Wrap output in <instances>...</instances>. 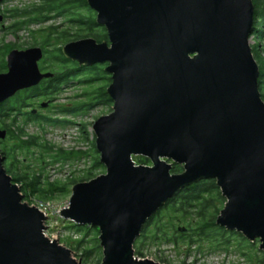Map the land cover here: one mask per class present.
Masks as SVG:
<instances>
[{
    "label": "water",
    "instance_id": "95a60500",
    "mask_svg": "<svg viewBox=\"0 0 264 264\" xmlns=\"http://www.w3.org/2000/svg\"><path fill=\"white\" fill-rule=\"evenodd\" d=\"M87 3L107 40L80 38L62 52L78 64H107L112 110L92 125L105 172L74 184L60 215L98 228L100 264H162L134 254L143 224L180 189L213 178L225 198L216 223L264 252V100L249 43L252 0ZM42 56L39 46L7 53L0 103L53 76L39 69ZM136 155L151 165L136 164ZM3 160L0 153V264H81L44 234L47 214L22 200ZM173 164L183 170L172 172Z\"/></svg>",
    "mask_w": 264,
    "mask_h": 264
},
{
    "label": "rangeland",
    "instance_id": "374dc122",
    "mask_svg": "<svg viewBox=\"0 0 264 264\" xmlns=\"http://www.w3.org/2000/svg\"><path fill=\"white\" fill-rule=\"evenodd\" d=\"M44 1L0 0V15L3 14L0 20V61L2 58L6 59L7 54H5L6 48L4 47L6 44H11L13 48L26 49L33 43L40 45L44 42V49H51L52 52V49L61 43L62 49L66 41H59L58 43L55 39L56 35L51 33L50 27H56L55 31L67 29L70 33H77L80 38L88 37L87 28H89L90 14L87 9L73 5L61 12L57 10L41 12L37 7L41 6ZM24 10H28V13H25ZM92 16L96 17V14H92ZM73 17H77V20L70 21V18L74 19ZM23 21L27 22L19 24ZM92 30L100 33L101 29L98 26H93ZM255 41L254 36L251 35L249 37L250 45L254 44ZM41 64L43 70L52 73L60 68V63L54 60L51 53H47ZM98 64L104 65V63ZM73 67L76 65L73 64ZM85 76L87 77L88 74ZM51 78L52 76L46 79L50 82ZM104 82L106 81L102 78L82 83L78 82V79H72L66 85L61 84L57 90L44 92L42 89H36L33 92H28L27 95L29 96L23 102L20 110L22 113L16 118V124L22 127L26 134L24 136H35L38 144L44 146V144L49 143L51 147L43 148L42 145L35 144L27 148H15L19 137L15 135L9 136L8 139L0 138V149L3 148L7 152V162L17 161L16 166L29 173L40 171L43 180H46L47 177L48 181L57 180L59 183H63L73 177L78 178V180L84 178L86 170L92 162V156H94L91 147V142L95 137L92 125L100 116L106 115L112 110V104L96 102L95 90ZM90 102H93V105L88 109L81 106L76 111L64 112L61 110L63 107L70 108L77 104ZM40 104L42 105L40 106ZM32 109H36L37 113L42 114L40 120L24 121V113ZM10 119L11 116L9 115L0 116V129L4 125L8 127ZM13 148V155H11ZM59 148L66 151L81 150L88 152V154L78 159L76 157L63 159L59 158V155L54 156L58 154ZM168 161L171 162V160ZM147 165H151L150 160ZM104 172L105 170L96 169L92 171L90 177ZM71 191L72 186L69 185L65 193H56L51 200L37 201L34 195H30L31 198L25 201L37 206L47 214L43 230L47 237L56 239L60 244L69 248L71 255L80 263L97 264L98 262L100 264L102 259L101 247L99 250H93L87 256H80L81 250L85 246L94 247L92 238L95 235V230L93 227H90V230L83 235L84 242L82 245L76 247V240L80 239L83 231L80 233L69 227L73 221L60 215V210L68 205ZM161 222L167 226L173 223L175 227L185 228L186 223L190 227H194L196 221L195 217L191 215L185 217L177 210L165 212L161 217ZM152 228L150 227L148 230L149 235L153 232ZM258 244V240H255L252 244L254 247H250L247 243L238 245L236 239L232 237L227 246L218 240L216 242L215 240H199L190 247L186 241L179 240L178 244L173 246L154 242L150 239L141 241L137 238L134 246L136 249L139 248L141 252V255H136V257L148 258L162 264H259L257 262L259 253L256 255L255 252ZM241 251H244L248 256L241 255Z\"/></svg>",
    "mask_w": 264,
    "mask_h": 264
},
{
    "label": "trees",
    "instance_id": "16d2710c",
    "mask_svg": "<svg viewBox=\"0 0 264 264\" xmlns=\"http://www.w3.org/2000/svg\"><path fill=\"white\" fill-rule=\"evenodd\" d=\"M254 6L253 12V26L251 35L254 36L255 42L251 44V52L252 55L258 65L259 75H258V89L262 99L264 100V0H252ZM76 5L78 7H83L88 10L90 20L88 22L89 28H87L88 37H92L96 39V41H103L107 40V33L105 28L96 22V18L94 16L91 17L92 14L95 15V12L90 9L88 6L87 0H45L41 6L37 7L41 12L42 11H50V10H57L58 12L67 9L68 6ZM25 13H28V10H24ZM75 13H73L74 15ZM76 15V14H75ZM74 18V17H73ZM77 17L74 19L70 18V21H76ZM27 21L20 22L25 23ZM98 26L100 28V33L93 32L92 27ZM56 27H50L51 33L55 34L56 40L60 42L66 41H73L80 39L77 33H70L67 29L62 31H55ZM82 38V37H81ZM85 38V37H84ZM39 43H33L32 45H36ZM44 42L40 43L42 47H44ZM6 48L5 54H7L13 46L11 44H6L4 46ZM47 53H51L54 60L57 63H60V68L56 69L54 76L50 79V82L46 83V87L37 88L42 89L43 91L49 90H57L61 84L66 85L69 80L78 79V82H89L90 80L94 79H104L106 82L99 86L95 93L97 94L96 102L98 103H106L112 104L111 98L109 97L108 93L106 92V88L110 83V76L105 71L106 63L100 65L98 63L93 65H85V64H78L76 61L70 60L67 58L61 49V43L59 46H55L52 49L45 48V52L43 55V59L46 57ZM73 64L76 67H73ZM6 62L4 58L0 61V71H5ZM88 76L86 77L85 75ZM84 78H82L83 76ZM82 76V77H81ZM26 92V91H25ZM25 96L21 98V95L18 97H11L8 98L6 101L0 103V116L2 115H9L11 116L10 123L8 127L6 125L2 126V129L6 130V135L4 138L8 139L9 136H17L19 137L18 144L15 145L16 147L20 148H27L30 145H42L38 144L37 137L32 135H26L24 130L21 126L16 124V118L22 113L21 107L23 106V102H25ZM93 102L90 103H82L77 104L73 107L61 108L62 111H76L79 107L83 106L85 109L91 107ZM20 112V114H19ZM27 116L24 117V121L28 120H39L38 117L32 115L31 113H26ZM27 119V120H26ZM57 121V120H54ZM4 123V122H3ZM85 129V127H84ZM83 129V130H84ZM3 138V139H4ZM91 147L93 150L92 162L90 167L87 168L85 177L82 179L78 178H70L67 182L59 183L57 180L55 181H48L43 180L42 172H26L22 168H18L16 166V162L11 160L10 163L7 162V155L6 151L2 148L0 149L1 155L4 157L3 166L6 172L11 176L13 182L17 183L20 187V192L23 195V201L28 200L31 198L30 195H34L37 201H46L51 200L55 197L56 193L63 194L67 191L69 185L73 186L74 184L81 182L85 179H92L93 177L97 176L94 175L92 177V171L96 169L105 170L104 165L99 161V154L96 150L95 146V137L91 142ZM43 146V145H42ZM50 148V144H44L43 148ZM12 149V154L13 155ZM88 152L83 151H66L63 149H58V154L54 156H58L59 158L68 159L72 157H76V159L85 157ZM10 155V154H9ZM133 160L136 164H147L149 159L144 156H133ZM183 170L182 165L180 164H173L171 171L174 173L181 172ZM27 202V201H25ZM218 202V203H217ZM225 203V198L222 195L219 187L216 184L215 179L208 178V179H201L195 183H192L184 188L180 189L178 192L174 194L162 207H160L152 216H150L142 226L140 234L137 238L142 240L150 239L154 242L158 243H166L171 245H177L178 241H186L188 246H192L195 242L199 240H207L215 242L218 240L223 245H229L230 239L233 237L236 239L237 244L247 243L250 247H254L252 244L253 242L248 241L240 232L235 230H227L225 227H222L216 223V217L219 214V211L223 207ZM179 210L182 215L193 216L195 217V226L190 227L189 224L186 223L184 229H180V227H175L173 223H170V226L164 225L161 222L162 215L167 211H177ZM69 227L75 229V231L83 233L81 234L80 239L76 240V247H80L83 240V235H85L92 226L87 224H76L71 223ZM150 227H153V232L149 235L148 230ZM95 230V235L92 238L94 242V247H87L85 246L80 253L81 257L87 256L93 250H99L100 244L98 239L99 231L97 228L93 227ZM190 231V232H189ZM186 239V240H185ZM257 253V262L259 264H264V252L257 248L255 250ZM241 255H247L244 251L240 252ZM134 254L141 255L139 248L136 249L134 246ZM248 256V255H247ZM99 261V260H98ZM82 264V263H81ZM97 264H99L97 262Z\"/></svg>",
    "mask_w": 264,
    "mask_h": 264
},
{
    "label": "flooded vegetation",
    "instance_id": "af4514ba",
    "mask_svg": "<svg viewBox=\"0 0 264 264\" xmlns=\"http://www.w3.org/2000/svg\"><path fill=\"white\" fill-rule=\"evenodd\" d=\"M2 16H3V14H1ZM1 16V17H2ZM32 46H39V47H41L42 48V50H43V55H44V52H45V49H44V47H42L41 45H38V44H36V45H31L30 47H32ZM12 49H14V48H12ZM17 49V48H16ZM43 60V56H42V58L38 61V67H39V69L42 71V72H47V71H45V70H43L42 69V64H41V61ZM105 64V63H104ZM53 76H54V73H53ZM52 76V77H53ZM110 76V75H109ZM48 81H47V79L46 78H43L37 85H35V86H32V87H29V88H26V89H22V90H19V91H17L13 96L14 97H18V96H20L21 95V98H23L24 96H25V98L24 99H26V97L27 96H29V95H27V93L28 92H33V91H35L37 88H43V87H46V85H44L45 83H47ZM42 85H44V86H42ZM63 85V84H62ZM26 91V92H25ZM45 92V91H44ZM12 96V97H13ZM11 98V97H10ZM9 98V99H10ZM42 104H40V106H41ZM44 107H46V106H44ZM26 113H31L32 115H34V116H36V117H38V119L40 120V117L42 116V114L41 113H37V111H36V109H32V110H29L28 112L26 111L25 113H24V116H27L26 115ZM19 114H20V112H19Z\"/></svg>",
    "mask_w": 264,
    "mask_h": 264
}]
</instances>
